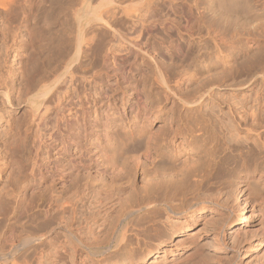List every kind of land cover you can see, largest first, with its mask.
<instances>
[{
	"label": "rangeland",
	"instance_id": "1",
	"mask_svg": "<svg viewBox=\"0 0 264 264\" xmlns=\"http://www.w3.org/2000/svg\"><path fill=\"white\" fill-rule=\"evenodd\" d=\"M42 1L43 2L40 4L39 2L37 3L39 8L36 6L37 8H35V10H37H34L35 18L33 19L35 21L32 19L31 23L27 22V25L26 22L24 24L20 23V20L19 23L18 21L15 22L16 18L13 15L9 16V18L1 15L4 20L0 16V36L3 35L0 41V47L3 46L0 48V53L2 52L0 54L2 56V58L0 56V63H2L0 64V75H5L7 77L8 74H11L10 76L15 73L17 74L22 70L21 68H25V65L32 66L33 58L38 59L40 63L38 66L40 67H43L44 65L41 64L42 59L49 62L50 65L47 64L48 66H44L45 70H43L45 73L43 70H40L42 71V74H46V72L55 69L70 51L71 53L75 52L79 29L84 28H79V23L75 19V16L72 15L74 14L72 10L78 8L77 3H79L78 1L80 0ZM158 1L159 3H156L155 5L157 9L160 10L154 17L156 23H154L153 26L155 27L153 28L151 35L145 37L140 44L141 46L142 44H147L142 46L144 48V53L139 57L143 59V61H141V63L140 60L138 61L139 63L133 61L129 63V67L127 62L133 60V57L127 55L126 51L128 52V50H125V52L123 51L128 47L127 44L120 45L119 43L118 45L115 44L113 46V53H117V57H119V70H126L125 72H127L128 68V70L131 69V71H128V80L130 79V83L135 82L139 89H141L140 91H143L145 104L150 109V121L153 122L150 123L151 125L149 124L145 127L143 130L144 132L133 136L122 133V129L119 132L121 134L117 133L119 136H116L115 130H113L112 132H109L107 137H104V130L102 127H98L101 135V142L104 141L102 144L104 146L110 145L111 149L108 162L101 169L103 174H100V170L99 174H97L98 170L96 172L94 170V172L91 171L93 179L96 178L94 179L97 182V184H95L96 189L92 188L94 190L91 189L86 191L85 196L87 197L85 199L74 202L75 209H70L68 212V215L72 213L69 217L72 218L75 216L72 220L70 219L71 221L69 220L71 225L69 223L67 225L59 224L57 216V219H54V221H56L53 226L50 225L49 227L48 224H45L46 227L44 225L41 226L44 227V229L41 228V230L43 229L44 234L47 232L45 236L49 235V241H45L43 244L44 246L41 245L42 247L39 248L38 255L33 258L34 260L31 259L32 262L30 260L31 264H40L38 259L39 253L42 254L46 251L48 252L51 247L57 246L59 242L63 243L69 241L68 243H70L73 241L71 240L72 235L69 231H72L77 237L81 236L80 238L86 241V245L88 244L93 248H95V246L96 248L99 246L111 247L115 244L117 245L118 243L126 241L125 243L128 247L126 246V249H120L117 254L109 257L104 264H149V262H151L158 254L163 255V248L168 247L174 250L175 245L178 250L184 247L187 249L180 250L177 253H169L167 258H173V262L168 264H176L177 262L178 264H195L199 261L201 263V260H205V264H231L232 261L230 260H232L234 256L236 257L238 250L243 253L238 264H264V245H262L258 251H253V249H250L251 251L246 250L248 249L249 238L252 234L263 233L264 236V189H259L254 195H252L250 191H247L244 188L245 190L243 189L241 193L238 194L239 199L241 198L239 202L243 205V211L240 216H238V201L235 202L236 199H234L236 196L232 197L233 199L230 198L229 201L225 203L226 195L229 194L228 192L230 191L225 187L224 182L220 181L223 184H219V181L217 180L211 179L212 181H208V179L211 178L210 177L204 179V186L200 188L197 187L199 189H196L194 188L197 186L196 177L194 178L196 181L193 179L195 175H205L209 166L222 150L220 139L216 138V136H212V133L207 127L208 123L203 122L213 121L215 115L218 116L217 119L227 121V119L230 118V108L235 110V107L238 108L241 104H244L247 110H249L254 107V105L258 107L260 102L264 99V80L256 77L253 78V75H251V73L254 72L253 69L256 70L257 64L254 63L256 57L260 56L264 59V53L260 50L261 45L253 46L254 44L248 43V41L243 38L235 41L213 40L212 35L207 30V24L201 20L202 17H200L205 0H156V2ZM42 3H44V5ZM73 7H75V9H73ZM72 16L74 18H72ZM44 17L45 19L43 20ZM46 18L50 21L49 23ZM10 19L12 23L9 21ZM128 21H126L127 23H124V18L121 17L120 22L126 24V27L124 28L123 24H121L122 26H119L120 28L123 27L121 29L122 32L130 34L132 32L131 22ZM20 24H23V26ZM93 24H95V28H93ZM87 26L89 28L92 27V29H87ZM87 26L84 29L85 31L86 29L89 30V32L86 31V37L88 38L89 35L91 37L96 36V40L98 41L94 42V44H92L93 46L90 45L91 47H83L85 49H83V54L86 53V51L87 53L82 57L81 67L77 66L75 72L78 71L76 74L80 78H83V81L82 79L80 80L81 83H83L79 84L78 90L87 86L83 88L84 90H80V93L83 94V92H90L93 95V93L96 94L98 92L99 88L102 89L103 87H107L106 81H113L116 78V75H113V73H111V77H108L106 74L107 67L102 61V57H104L107 49L113 43L111 42V39L114 32H110V30L99 27L96 23L92 22ZM165 26L169 28L167 29V32L163 28ZM127 28H129L128 31ZM123 29L125 30L123 31ZM262 30L264 32V28ZM132 37L134 38V36H131V38ZM87 48L88 50H86ZM44 60L42 63H46ZM95 61H97L98 64H95ZM103 65L105 67H103ZM159 66L162 67L161 72L164 75L166 84H163L159 77L160 71L157 68ZM63 71L64 69H62L61 72ZM98 75H102L101 77L104 79V82L101 83V80L103 81V79ZM94 78L96 79L94 80ZM99 78H101V80ZM14 79H16V76ZM98 79L100 81H98ZM233 79L235 83L236 81L241 82L242 80H245V84L242 86L243 88L241 86L240 88H231L229 85L234 83L231 81ZM246 80H248V82ZM96 81L99 83H96ZM214 83L218 86L220 85V88L216 85V87H214V92H209V88ZM121 90L122 89L118 90V92ZM248 105H250V108ZM119 106H121L120 103ZM27 109L28 107L24 101H20L19 103L18 101L14 102V105L6 104L2 111L5 115V120L0 119V171H2V174H0V253L1 251L9 252L13 246L19 245L23 236L26 235L27 229L28 232L32 233L42 232L37 229L35 222L34 224L29 222L25 226H22L23 223L21 224V222H17L13 215L15 213L24 212L23 209H27L28 207L30 212L33 211V214H36V217L41 220H38L41 223L44 221V213L42 211L50 208L53 198V195L49 191L50 186L53 185L50 181H43V179L39 180L38 178L36 180V178L31 177V164L29 163L31 162V160H29L31 159V154L29 152H22L23 156L21 153H17L16 157L19 156V158H14L15 156L9 155L11 154V148L9 147H12L13 144L16 146L17 142H21L25 137V134L22 132L27 124L25 125L23 123H26L27 121L23 116L25 115V111H28ZM229 120L230 119H228V121ZM166 121L167 123L173 121V125H175V123L176 125L182 124L188 132H199L198 130H200L199 128L202 125L201 127L203 130L200 132L204 139L199 140L197 144L191 146L192 148L188 149V152H173L171 149L172 152L168 156L161 158L162 161L159 158L160 161H157L158 163L156 162L158 165H156L155 168H151L149 153H154V150L152 149L151 151L148 145H153L151 143L154 141L153 139H159V137H161L160 134H164V129L167 128V125H164ZM12 123L14 128L13 131L16 130V133H20L12 136L13 140L11 138V133L10 135L8 134L9 126ZM162 129L163 132H161ZM30 131L31 130L28 131L31 136H29V142L32 144L30 143L29 145L35 147L33 141L34 134L32 132L30 133ZM18 138L20 141H17ZM157 139H155V141ZM9 142L13 144H10ZM2 143H5L7 146ZM8 151L10 153L7 154ZM1 152L4 153L2 154ZM24 154L30 155L25 157ZM155 155L156 154H152L154 157ZM8 157H11V160L9 158L10 161L8 160ZM13 161L15 164H19L16 165L20 169L16 165V169L11 166ZM3 163H6L5 165L7 167H5ZM8 164H10V166ZM102 175H104V180H107L106 182L107 184H110V186L107 184V186H103L101 182V179H103ZM68 176L67 179L69 181L65 187H60L58 189V186H56L57 192H64V194L71 195L70 191L73 188V185L71 184L72 178H70V175ZM198 176L197 178H199ZM193 180L195 183H193ZM38 181L41 182L39 183ZM181 191L185 192L186 195ZM153 194H155L154 197H157L158 195V198L156 199H161L158 200L159 202L158 204L156 203V206H160V202L162 201L174 203L176 205L184 204L185 206H180L184 209L193 206L192 209L196 210L194 215L195 219L193 218V220H198L199 222L196 228L194 227V229L187 232V234H174L170 227L168 228V226L162 225L160 221L158 222L159 216L163 214L159 206L156 207L155 210L157 211L159 209V212H154L155 214L152 213L153 215L151 214V216L149 215L150 218L157 219V221L155 220L156 223L154 222V227H151V223L149 224L148 215L146 217L143 213V215L141 214V217L140 215H133L129 212L130 210L137 209L139 204L144 202L147 203L148 201L146 202V200ZM184 195L187 198H185ZM180 200L183 201L181 202ZM202 202L209 203L210 207H207L204 213L197 210L202 206L200 204ZM217 202H221L224 207L226 206L229 210H223V208L216 207L215 203ZM198 204L200 206H198ZM96 206L100 210H97ZM154 215L157 217L154 218ZM228 215H230V223L227 229L226 240L229 248H226L225 246L213 247L212 244L215 242V238L213 236L204 237V233L202 231L199 232V230L204 227L206 221L213 220L211 222H213L215 226H219L222 221L228 218ZM132 217L139 218L140 220H135L134 218L133 222ZM164 218L165 217H163V220H165ZM247 218L250 219H248L249 222L245 224ZM60 219L61 218L58 220ZM174 219L175 222L182 223V221H185L184 218H179L180 220H176V218ZM31 223L33 225H30ZM68 225L72 228L70 227V229L68 227L67 229L65 226ZM88 226H92L91 229ZM39 227L40 226H38V228ZM238 228H241V230H237ZM251 228H254V231L251 230ZM245 229L246 231H244ZM30 230H33L34 232ZM238 231L240 233H238ZM243 231L246 232L245 235L248 231L249 234L246 235L248 239L244 240L245 235L243 234ZM240 234H242V237H240ZM48 237H46V239ZM50 238L53 240L51 241ZM123 238L125 239L123 240ZM241 238L243 239V243L240 241ZM237 239H240L239 241L242 245ZM163 240L166 242H163ZM238 243L240 247H237L239 246ZM60 244L61 243H59V245ZM206 247H211L209 252L205 250ZM244 247L246 248L244 249ZM240 248H242V250ZM47 252L44 253V255L47 254ZM181 252H184V255H180ZM178 253L179 255H176ZM69 255L71 256V254ZM69 255L65 256L63 258L64 260L62 259L59 264L61 262V264H71L72 260ZM93 258L95 259V257ZM67 260L69 261L67 262ZM162 260L166 261V257ZM80 261L78 260V262ZM20 262L22 263V260H20ZM0 264L3 263L0 261Z\"/></svg>",
	"mask_w": 264,
	"mask_h": 264
},
{
	"label": "bare ground",
	"instance_id": "2",
	"mask_svg": "<svg viewBox=\"0 0 264 264\" xmlns=\"http://www.w3.org/2000/svg\"><path fill=\"white\" fill-rule=\"evenodd\" d=\"M38 2L40 4L43 1L42 0H0V8H1L0 16L2 15L6 18H9V16L13 15L16 18L15 22L18 21L19 23V20H20V23L24 24L26 22V25H27V22L31 23L32 19L35 18V11L37 10V9L35 10V8L38 7L37 6ZM78 2H79L77 3L78 8L76 10H72L74 12V14L72 15L75 16V19L78 21L79 28L85 29V27L92 22V23H96V25H98L99 27L106 28L110 30V32L111 31L114 32L113 33L114 35L112 36V39H111L112 40L111 42L113 43L107 49V52L104 55V57H102L103 58L102 61L104 65L107 67L106 68L107 73L106 72L105 73L108 75V77H111V73H113V75H116V78L113 81L111 80L106 81L107 87H103L102 89L99 88L98 92L96 94L93 93V95L90 92L89 93L83 92L84 95L80 93V90H84L83 88L87 86H84L82 89L78 90L79 84L83 83V82L81 83L80 80L82 79L83 81V78H80L76 74L78 71L75 72L76 71L75 68L77 66L81 67L82 57L84 54L87 53L86 51V53L83 54V49H84L83 47L90 46L94 44V42L98 41L96 40V36L91 37L89 35L88 38L86 37V31L89 32V30L87 29H92V27L89 28L88 26H87L88 28L86 29V31L84 29H79V33H78L79 35L76 33L78 35V38H77V45H76L75 52L74 53H71V51L70 53L67 52L68 55L61 61V63H59L57 67H55V69H53L52 71L50 70V72L48 71L49 73L46 72V74H44L45 73L44 66L50 65L48 61L47 63L46 60L42 59L41 64L42 65L44 64V65L43 67H40L38 66L40 65L38 59L33 58L32 66L25 65V68H21L22 70L20 72H18L17 74L15 73L16 75L14 74L10 76L11 74H8L7 77L5 75H0V119L3 120L5 117L2 111L6 104L14 105V102L18 101L19 103L20 101L21 102L24 101L28 107L27 109L28 111H25V115L23 114L24 119H26L27 121V122L25 121L26 123H23L25 125L27 124L24 128V131L22 132L25 134V137L22 135L24 138L21 142H17V141H20L19 138L17 139V141L15 140L17 142L16 146H14L13 144L14 141L13 143H11L12 141L10 139L11 142L9 143L13 144V146L9 147L10 144L8 145V147L11 148L10 149L11 154L9 155L15 156L14 158H19V156L16 157L17 153H21L22 155V152L24 153L29 152L31 154V159H29L31 160V162H29L31 164V177L36 178V180L38 178L39 180L43 179V181H50V183L53 184L52 186H50V189H49V191L53 195L52 203L50 205V208L42 211L44 213V214L42 213L44 217L41 215L44 218L43 219L44 221L40 223L39 221L41 220L36 217V214H33V211L30 212V209H28V207L27 209L24 208L25 210L23 209L24 212L15 213L13 215L15 216L17 222H21V224L23 223L22 226H25L29 222H32L33 224L35 222L36 224L35 226H37V229H39L42 232L32 233V232H28V229H27V233L26 235L23 236L19 245L13 246L9 252L1 251L0 261L3 264H31L32 260H34L33 258L36 255H38L39 248L44 246L43 245L44 242L49 239L48 237L49 235L45 236L47 232L44 234L43 232L44 227H41V226L43 225L45 226V224L46 225L48 224L49 227L50 225L53 226V224L56 221V220L54 221V219H57V216H58V219L61 218L60 220L57 219V221H59L58 222L59 224L67 225L70 219L72 220L73 218H75V216L72 218L69 217L70 215H72V213L68 215V212L70 211V209L72 210L75 209L74 202L85 199L87 197L85 196L86 191L91 190L92 188L96 189L95 184H97V182L96 180H94L96 178L93 179L91 171L96 172L98 170L97 174H99V170L101 172L102 167L108 162L110 149H111L110 145L104 146L102 144L104 141L101 142V139H100L101 135L99 133L98 127H102V129L104 130L105 132L104 137H107L109 132H112L113 130H115V133H116L115 135L119 136L118 134H121L119 132L122 129H123L122 133L129 135V136H133V135H139L140 133L144 132L143 130L145 129V127H147V125L153 122V121H150L151 120V117H149L150 109L145 104L143 91H140L141 89H139V87L136 85L135 82L130 83L129 82L130 79L128 80V76H129L128 71H131V69L128 70L129 69L128 68L127 72H125L126 70H121V71L119 70L118 68V63H119L118 58L119 57H117V53H113L114 52L113 46L115 44L118 45L119 43L120 45L127 44L128 47L125 48L123 51L125 52V50H128V52L126 51L127 55L128 56L131 55L133 57V60L128 61L127 63L129 64L133 61L137 63L139 60L141 63L143 59L139 57L141 56L142 53H144L143 52L144 48L142 46H145L146 43L144 45L142 44V46L140 44L142 43V40L145 37L151 35V32L153 28L155 27L153 26L154 23H156L155 22L156 20H154V17H155V14H157L158 11L160 10V9L159 10L157 9L155 4L159 3V1L156 2V0H80ZM42 4L44 5V3ZM73 9H75V7H73ZM201 12L202 13L200 17H202V19L200 17L199 18L207 24V30L212 35L213 40L219 39L220 41H228V40L235 41V40H239L240 38H243V39H246L248 43L254 44L253 46L261 45L260 47L261 49L260 48L259 49L262 50L264 53V32L262 30L264 28V0H205L203 3ZM73 16L72 18H74ZM121 17L124 18V23L128 20L131 22L130 24H131L132 32L131 33L129 32L130 34H128L127 32L124 33L121 31L123 27L120 28L119 25L123 24L124 28L126 27V24L121 23L122 21L120 22ZM2 19L4 20L3 17ZM44 19L45 17L43 18V20ZM9 21L11 22V19ZM49 22L50 21L48 20V23ZM23 24H20V25L23 26ZM93 26H94L93 28H95V24H93ZM163 28L164 30H166V32H167V29H169L167 28V26ZM128 29L129 28H127V31ZM124 30L125 29H123V31ZM2 36L3 35L0 36V41L2 39ZM131 36H134V38L133 37L131 38ZM75 39H76V36H75ZM88 48L86 50H88ZM262 59L263 57L262 58L260 56L256 57L254 61V63L257 64L256 70L253 69L254 72H252L253 74L251 73V75H253L252 76L253 78L256 77V78H259V79L261 78L262 80H264V59L263 60ZM43 60L46 63H42ZM95 62H96L95 64H98L97 61ZM104 65L103 67H105ZM129 67H130V64H129ZM157 68L160 71L159 77L161 81L163 82V84H166L164 75L161 72L162 67L159 66ZM62 69H64L63 72H61ZM40 70H43L44 73L42 74V71ZM15 76H16V79H14ZM101 76L102 75H100L99 77ZM101 78L99 79L101 80ZM95 79L96 78H94V80ZM99 79L98 81H100ZM18 81H19V84H18ZM231 81L234 82V79ZM246 81L248 82V80ZM102 82H104V79L103 81L101 80V83ZM96 83H99V82L96 81ZM244 84H245V80L244 81L242 80L241 82L236 81V83L234 82L233 84L229 86L231 88H236V87L240 88V86L242 87ZM216 85L217 84L214 83L209 88V92H214V87H216ZM219 86L217 85V87ZM119 88L122 90L118 92V90H120ZM119 103L121 104V106H119ZM249 106L250 105H248V107ZM230 110H231L230 116H229L230 118H228L230 119L229 121L228 119L227 121L226 120L222 121L221 119L219 120L217 119L218 116L215 115L213 118V121L203 122V123H208L207 127L212 133V136H216V138L220 139L222 150L218 153L217 158L209 166V169L205 172L206 173L205 175L200 174L201 176L195 175L193 177V179L196 177V180H197L196 181L194 179L196 181L197 186L195 187L193 186V187L196 189H199L200 187L204 186L205 184V183L203 184L204 179L206 178L208 179L210 177L211 178L208 179V181L213 179V180L219 181V184H223L220 181L224 182L225 187H227L230 191L228 192L229 194L226 195L225 203H227L230 198L236 196L234 199H236L235 202L238 201V205L237 203L236 205L239 209V212L237 211L238 216H240V214L243 211L242 209L243 205L242 203L239 202L241 198L239 199L238 194L241 193V191L244 188L247 191H250L252 195H254L257 190L264 189V99L262 100V102H260L258 107L254 105V107H252L249 110H247L244 104L243 105L241 104V106L238 108L235 107V110L231 108ZM10 120L12 121L11 118ZM140 120H144V121H140ZM166 123H164L165 126L167 125L166 126L167 128L164 129L165 130L164 134L162 135L160 134L161 137H159V139L155 138L158 141L157 140L155 141V139H153L154 141L151 142L153 145L151 144L148 145L151 151L152 149L154 150V153H149L150 154L149 161L151 162V166H152L151 168H155V166L158 165L156 164V162L160 161L159 158L161 159V158L168 156L172 151L173 152L181 151L183 153L188 152V149L192 148L191 146H193L194 144H197L199 140L204 139L202 133L200 132L201 130H203V128L201 127L202 125L200 126V124H199L200 130H198L199 132H194V131L188 132L187 129H185V127L182 124L176 125L175 121H174L175 125H173V121H169L167 124ZM13 130L14 128H13V123H12L8 129V134L10 135L11 133V138L14 135L20 134L18 132L16 133L15 132L16 130L15 131ZM29 130H31L30 133L32 132L34 134L33 141L35 143V147L34 146L31 147V145H29L31 143L29 142L30 141V138H29L30 135L28 132ZM19 131H20V128H19ZM161 132H163V129L161 130ZM2 144L4 145L5 143H2ZM10 152L8 151L7 154ZM152 154H156L155 157L152 156ZM24 155L25 157L29 156L27 154H24ZM9 158L11 160V157H8V160ZM5 164L3 163V165ZM11 164H12L11 166L14 169H16L15 168L16 164L19 165L18 163L15 164L14 161ZM8 165L10 166V164ZM5 167L7 166L5 165ZM1 172L2 171H0V174H2ZM67 174L70 175V178H72L71 184L73 185V188L70 191L71 195L64 194V192L63 193L57 192V189H56V186H58V189H59L60 187H65V185L68 183L69 180L67 179V176H68ZM100 174H103V173L101 172ZM102 176H103V179H101V182L103 186H105L107 184L106 182L107 180H104V175ZM197 176L199 178H197ZM194 180H193V183H195ZM107 185L110 186V184H107ZM182 193L185 194V192H182ZM155 194L148 197L147 200L145 199L146 202L148 201L147 203L145 202L141 203L137 206V209L130 210L129 212H131L133 215L137 214L140 216L141 214L143 215L144 213L146 217L147 215L151 216V214L154 212L156 213L159 210L158 209L157 211H155L156 207L159 206V205L156 206V203L158 204L159 202L158 200H161V199L160 198L156 199L158 198V195L157 197H154ZM160 203L161 204L159 208L161 212L163 213L161 215H164V216L160 215L161 217L159 216L158 222L160 221L162 225H166L168 226V228L170 227L173 230L174 234L176 235H180L181 233L187 234V232L194 229V227L196 228V226L198 225L199 223L198 220H193L195 211H196L192 209L193 206L190 208L186 207L187 209H184L182 208L184 204L176 205L174 203L164 202V201ZM200 204L202 206L197 210H199L201 213H204L205 209L209 207V203L202 202ZM198 206L200 205L198 204ZM215 206L223 208V210H229L226 206L224 207V205L221 202L215 203ZM97 210H100V209L97 207ZM253 215H254V212H253ZM150 216H149V224L151 223L150 224L151 227H154L155 225L154 222L155 220L157 221V219H153L152 217L150 218ZM156 217L157 216L154 215V218ZM163 217H165L164 218L165 220H163ZM134 218L135 220L139 219L136 217ZM134 218L132 217V221ZM174 218H176V220L179 218L180 219L184 218L185 221L184 222L182 221V223L175 222ZM191 219H192V222H191ZM229 219H230V215H228V218L222 221L219 224V226H215V224L211 222L213 220L206 221L204 223V227L200 229L199 232L202 231L205 235L204 237L213 236L215 238L214 239L215 242L212 244L213 247L225 246L226 248H229L228 242L226 240L227 229L230 223ZM248 219L250 218L246 219L245 224L249 222ZM32 223L30 225H33ZM38 226L40 227L38 228ZM65 227L68 229L69 225ZM41 228L43 229L41 230ZM253 229L251 228V230ZM237 230L240 231L241 228L240 229L238 228ZM30 231H33V230H30ZM239 231L238 233H240ZM244 231H246V229ZM244 231H243V234L245 235L246 232ZM69 233L72 235L71 240L73 241H71L70 243H68L69 241L63 242V243L59 242L61 243L60 245L58 243L57 246L51 247L48 252L46 251L47 254L45 255L44 253L46 252L42 254L39 253V258L38 257L37 258L39 259L40 264H42V262L43 264H59V262L62 261V259L65 256H68L69 254H71V256L69 255L72 260V262L70 261L71 264H104V262H106L109 257H112V255L117 254L120 249H123L127 246L125 243L126 241H123L126 238V236L122 240L124 244L118 243L117 245L113 244L114 246L110 245L111 247L109 246L100 247L99 246L98 248H96L95 246V248H93L89 246L88 244L86 245V241L80 238L81 236L77 237L75 234H73L72 231L71 232L69 231ZM247 234H249L248 231H247ZM241 235L242 234H240V237H242ZM246 235H245L244 240L248 239ZM46 237L48 238L46 239ZM242 240L243 239L241 238L240 241L243 243ZM249 240L250 241L248 243V247L245 245L248 248L246 250L251 251L250 249H253V251H258V249L262 245H264L263 233L262 234H257V233L252 234ZM163 242H166V241L163 240ZM237 247H240V245ZM246 247H244V249ZM242 248L240 249L242 250ZM186 249L187 248L184 247L180 250H186ZM210 249L211 247H206L205 250L209 252ZM214 249H217V248H214ZM180 250H178L176 245L174 247V250L168 247L163 248V255L158 254L151 262H149V264H168L170 262H173L172 260L173 258L172 259L167 258V255L171 252L177 253ZM233 250H234V247H233ZM84 251H85V254H84ZM184 252H181L180 255H184ZM176 255H179V253ZM242 255L243 253H241V251L238 250L236 257L234 256V258L230 260L232 261L231 264H238ZM93 257H95V259ZM165 257H166V261H164L165 259L162 260ZM217 257H220V256H217ZM20 260H22V263L20 262ZM78 260L79 261L81 260V261L78 262ZM68 261L69 260H67V262ZM176 264H178V262ZM195 264H205V260H201V263L199 261Z\"/></svg>",
	"mask_w": 264,
	"mask_h": 264
}]
</instances>
